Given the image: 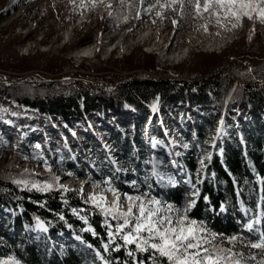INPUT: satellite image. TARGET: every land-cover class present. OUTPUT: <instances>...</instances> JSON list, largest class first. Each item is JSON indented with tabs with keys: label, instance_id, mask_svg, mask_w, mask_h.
<instances>
[{
	"label": "trees",
	"instance_id": "16d2710c",
	"mask_svg": "<svg viewBox=\"0 0 264 264\" xmlns=\"http://www.w3.org/2000/svg\"><path fill=\"white\" fill-rule=\"evenodd\" d=\"M125 59L131 69L144 67L157 74L142 69L132 70L129 76L114 77V85L106 91L82 89L72 78L43 79L40 82L0 80V95L34 113L44 112L48 117L63 122L67 129H73L70 117L85 121L98 115L108 119L119 113L134 111L138 114L137 119L121 125L132 128L134 142L127 140L131 136L127 129H119L117 133L125 135L127 141L124 140L121 145L128 146L126 150L135 142L141 144L147 118L150 117V123L159 115L182 107L181 113L191 117V130L196 137L188 152L180 155L175 170L177 177L179 170L185 173L189 183L197 190L195 205L188 215L202 221L211 232L224 237L242 235L245 241L259 242L258 235L264 233L263 216L258 213L260 222L255 225V231L248 230L246 222L254 214L255 202L264 204V63L253 61L251 71L238 63L233 68L238 80L218 69L186 79L173 76L174 72H178L175 68L165 66L156 70L153 57L148 54L140 65L132 63L127 56ZM20 65H24L23 61L13 64ZM46 67L51 70L56 68L51 63ZM39 126L43 131L42 125ZM218 128L221 134L217 137ZM191 130L188 127L187 134ZM208 131L215 133L213 150L210 159L206 158L198 171L194 154L195 151H202V135ZM159 147L163 148V143ZM18 149L23 153H18L19 156L32 159V148L25 142L18 145ZM83 160L88 166L92 163L89 157ZM52 169L54 171L55 168ZM74 172L84 174L78 168ZM48 174L0 171V262L99 264L100 260L96 261L93 257L97 253L107 264H133L134 259H143L145 264H150V253H136L135 258L128 255L127 250L135 248V245L113 251V244L105 251L108 235L105 227L99 224L103 215L91 204L84 203L78 194L79 189L68 188L71 191L60 192V188L53 187L48 192H41L15 182L35 178L52 180ZM93 176L100 178L95 172ZM138 179L141 183L139 176ZM118 181L116 185L120 188L132 189L128 183ZM148 182L156 195L168 199L177 207L182 204L185 185L180 180L174 185H161L149 176ZM88 224H91L92 230L88 229ZM64 233H71L74 237L66 240L64 249L49 243V239L55 240ZM117 242L122 244V241ZM223 246L232 247L227 240L223 241ZM234 251L244 255L246 264H264V251L260 249L238 245Z\"/></svg>",
	"mask_w": 264,
	"mask_h": 264
},
{
	"label": "rangeland",
	"instance_id": "374dc122",
	"mask_svg": "<svg viewBox=\"0 0 264 264\" xmlns=\"http://www.w3.org/2000/svg\"><path fill=\"white\" fill-rule=\"evenodd\" d=\"M74 1L76 3H74ZM153 1L155 0L148 2L151 3ZM88 4L87 0H0V69L2 70L0 72L3 73L0 75L10 79L9 81L27 79L32 82H40L43 79L53 81L56 78H72V80L78 78L83 80V82H79L80 84L87 83L90 84L92 88L93 86L98 88L103 83L102 81L105 80L112 81L111 86L114 85L113 83L116 81L114 77L118 75L122 77L129 76L132 70L142 69L150 72L144 67L129 68L127 66V59H125L126 56L129 57L128 60L132 61V63L138 62L140 65L145 55H151L156 70H160L165 66H167V68H175L178 72H174L173 76L186 79L193 78V75L207 73L208 71L212 72L214 71L213 69H218L231 77L233 76L235 80H238L233 73V68L238 63L246 67L249 71L252 70L251 66L253 61L264 63V24L259 22V17L256 16L255 13L253 14L255 17L253 20L243 17L237 21L235 17L231 15L225 18L223 12H219L217 15H210L201 10V13L196 15L195 9L193 8L182 15L180 9L181 19L178 20V11L176 9L173 10L174 18L178 21L174 20L177 21L176 25L179 27L175 34H179L182 40H185L188 36L192 38V34L199 31L196 26L198 19L202 20V24L208 22L209 29L212 30L211 28H213V25H211V19L213 21L218 18H221L220 20L225 23L228 21L227 19L234 18L231 25L230 23H226L225 26L228 31L229 29L236 30L237 38L220 51L201 49L199 51H193L192 55L180 61L156 67L154 62L155 55L151 52L143 51L135 40L137 35L134 37V35H132L133 30H129L134 27L133 22H135V19L132 18L140 9L139 6L142 5L141 0H124L123 6H121L120 0H116L113 7L101 14L97 12V10H102L99 4L91 3L90 6H88ZM171 7L172 6L169 8ZM76 8L80 9L79 13L75 12ZM89 9L94 10V12L87 15V19H84L83 22H78L77 15H85ZM110 12L112 15H109ZM154 15L156 16L155 19H159L157 14ZM233 24H236V27H233ZM122 26L127 28L126 31L128 30L131 36L121 38L123 35L121 32L117 37L121 38V44L123 39L127 40L126 43L131 44L130 46L127 45V49L120 50L121 56H119L116 51H114L115 53L110 52L107 56L105 48L100 46L101 48L94 57H85L82 58L81 61L79 60V62L77 59L80 58L75 59L73 57L75 52L86 42L88 44L89 41L99 39L103 30L112 29L114 27L118 29V27ZM240 26H242V29H239ZM169 30L170 28L167 30L163 29L161 32L162 35H166V32L168 33ZM119 31H122V29L118 30V32ZM161 33H156V36ZM112 37L119 39L115 35ZM26 50H28V53H25ZM21 61H23L24 65L18 67L13 66V64ZM50 63L56 68L53 70L47 68L46 66ZM66 68L68 70H66ZM72 72L75 75H73ZM150 73L157 74V72ZM258 80L262 81L263 78H258ZM14 104L7 98L4 101H0V171L14 173L32 171L37 173L35 171L39 167L36 165L37 161H41L39 163L43 166H45L46 161L47 165L51 167V174H48V176L51 175L49 177H51L52 180L47 178H35V180L27 179L25 181L29 183L27 186L24 184L25 187H32V183H50L53 184L55 188H60L61 184L69 186L68 182L70 181L65 180L69 178L66 177L68 175L66 172L70 173L78 168L79 171L85 173V175L82 176L83 181L88 182L91 181V175L94 172L98 174L102 170L103 173L106 172L105 174L108 175L113 184L118 183V180H120V182L132 183L134 179H131V177L135 176V178H138L139 176L142 179V183L144 182L145 184V186L143 184L144 191H148L149 182L147 178L152 176V164L146 163V161H151L156 154L155 152H158L160 156L163 155V159L158 157V160L163 163V165L160 164L159 169L162 166H170V172H172V168L175 167V169H177V163L180 161V156H176L175 153L180 152L182 155L188 152L191 144H194L196 139L195 134L191 130V117L189 114L185 115L181 113L183 110L182 107H179L177 111H172L162 116L159 115L157 119H152L150 123L148 121L150 117L147 118L143 127L141 144L137 145L135 142V144L133 143L134 145L127 150L126 148L128 146L125 148L121 143L124 140L134 142V137L132 136L133 132L131 127L128 128L126 126V128L121 125L127 122L132 123L137 119L138 114L134 111H126L124 113H119L117 116H111L108 119L93 115L88 117L92 119L93 126L89 125L88 127H90V129L98 126L106 128L105 130L102 129L101 132H105L107 135L97 136L99 137L97 140L99 139L105 148L98 145V148H95L96 150L94 152V149L84 146V144L88 142V139L86 140L87 136L81 129H78L79 131L74 130V132H69L62 128L63 125L60 122V125H57L56 121V123L54 122L55 124H53L51 120L42 119L41 121L48 126L46 136L35 131L37 124H35L34 120L30 121L27 119L28 123L26 127L24 124L23 126L22 124L20 125L19 118L15 116V110L12 109V107H16ZM16 121L19 124L17 126L15 124ZM79 124L78 122L76 125L80 126L83 130L85 126ZM56 126L61 128L63 132L58 140L53 136V132L59 135V129L56 130ZM188 127L191 131L187 134L186 130ZM119 129H127L128 133L131 135L129 139L126 140L124 134L118 135ZM19 132H24L25 137H43L37 144L36 142H31L35 147L32 155L33 159H29V167L26 168H24V162H19L18 159L13 158V156L22 158V156L18 154L22 153L21 150H17V136H19ZM96 132L101 133L99 130ZM149 132L150 136L154 137V140L163 143V148H153L152 144L149 146ZM151 132H153V134H151ZM214 137L215 133L213 131L205 132L202 135V151H195L194 154L196 169L198 171L202 168L201 161L205 163V159L210 157L211 151L213 150L212 140ZM113 139L117 141L114 143ZM104 140L106 142H104ZM184 144H187L188 148H184ZM81 150L84 151L91 160V167L86 166L87 162L81 160L83 159L80 157ZM43 151L47 152V157L43 154L40 156V153ZM76 151H78V153ZM40 157H42V160H40ZM113 160L116 163H113ZM65 161L68 162V164H65ZM173 161H175V164ZM31 163H34V168ZM60 163L67 165L65 166L66 169H64V172H59L57 168L53 171L52 168L54 165ZM118 167L121 171H119L116 176L115 172H117ZM42 170L44 172L47 171L45 167ZM53 176L59 177L58 183L53 181ZM105 178L104 175H101V181ZM172 178L175 182L180 180L185 185L182 204L177 207L183 209L187 207L190 201L194 200L197 190L194 185L189 183L187 175L181 170H179L178 177L175 175V177L173 176ZM160 184L166 185V183L162 182H160ZM85 191H87L86 188ZM85 193L88 194L89 192ZM105 194L108 196L109 200V193ZM151 194L164 201L161 199L162 196L156 195L152 191ZM258 205L259 203L255 202L254 215L262 211ZM243 212L245 213L246 210H243ZM90 227L91 226L88 224V229L92 230V227ZM67 239H69L67 235L62 234L55 240L49 239V243H55L58 248L62 250L67 245ZM128 252L129 250H127V253ZM100 264H106V262H101Z\"/></svg>",
	"mask_w": 264,
	"mask_h": 264
},
{
	"label": "snow or ice",
	"instance_id": "6c2138e0",
	"mask_svg": "<svg viewBox=\"0 0 264 264\" xmlns=\"http://www.w3.org/2000/svg\"><path fill=\"white\" fill-rule=\"evenodd\" d=\"M123 3L124 0H120L121 6ZM145 3H147V7L144 8L146 12L156 6L148 0H141L142 5ZM176 4H179L182 15L194 8L197 15L201 13V10L210 15L223 12L225 18L231 15L239 21L243 17L253 20L255 13L259 17V22L264 24V0H171V4H161L160 6L167 8ZM108 7L111 8V5L109 4ZM109 15L112 13L110 12ZM157 15L161 14L158 12ZM137 18H139V14H137ZM217 22L219 23V18ZM176 23L177 21L173 20V25ZM232 26L236 27V24ZM153 110H155V105ZM220 134L221 129L218 128L217 137ZM161 143V141L153 140L152 146L155 148ZM183 147L188 148V145L184 144ZM175 155L180 156L181 153L176 152ZM112 162L116 163L114 160ZM146 163L152 164L151 175L157 177L160 182H165V176L159 172L161 161L153 158ZM173 163L175 164V161ZM203 163L201 161L202 167ZM45 168L47 171H51V167L47 165L46 161ZM119 171L121 169L118 167L117 172ZM69 175L73 174L69 173ZM53 181L58 183L59 177L53 176ZM15 182L26 186L29 183L25 180ZM85 183L88 181H82V185ZM167 183L174 184L175 181L168 177ZM101 184L107 187L101 188ZM132 184L136 188L137 194L120 192L110 179L94 182L93 188L97 191L93 193L86 194L83 187L79 190L78 194L84 197V203L91 204L105 217L104 224L108 235V243L104 245L105 251H108L109 246L113 244L115 245L111 249L113 251H118L121 247L135 245V248H129L128 255L134 257L136 253H150L148 257L150 264H246L244 255L234 251L238 245L264 251V233H261L259 242L245 241L242 235L224 237L223 234L211 232L202 221L192 219L188 215L195 205V200L190 201L183 209L177 208L152 195L151 184L148 185L149 190L144 192L139 191V186L135 184V181ZM31 186L41 192H48L53 188V184L50 183H32ZM60 189L64 192L71 191L62 184ZM105 193H111L113 199L110 203ZM258 207L262 208L260 215L264 216V204H260ZM109 218L115 223L109 222ZM259 222V220L256 221V223ZM40 227L43 229V225ZM246 228L250 231L256 230L253 223H248ZM224 240H227V243L232 247L223 246ZM117 241H122V244ZM0 264H8V261L0 262ZM133 264H145V261L134 259Z\"/></svg>",
	"mask_w": 264,
	"mask_h": 264
},
{
	"label": "built area",
	"instance_id": "2783aa9c",
	"mask_svg": "<svg viewBox=\"0 0 264 264\" xmlns=\"http://www.w3.org/2000/svg\"><path fill=\"white\" fill-rule=\"evenodd\" d=\"M28 1V0H27ZM87 2L89 3L88 6H90V4L92 3H97L99 4L100 6V9H102L101 11H98V14L100 13H103V12H106L110 9V7H108V5L110 4L111 7L114 6L116 0H87ZM74 3H76L74 1ZM152 4H155L156 6L152 8L151 11H144V8L147 7V4L145 5H141L139 6V10L136 12V14L134 15V17L132 19H135V22L134 23V27L129 29V30H133L132 32V35H137L138 34V31L142 28L144 30H148V31H153L155 34L153 35L154 38L153 39H150V35L149 34H145L144 35H141V36H137L135 38L136 42L141 46V49L145 52H151L155 55V64H156V67H161L163 66L164 64H170V63H173V62H177V61H180L184 58H187L188 56L192 55V52L193 51H199V50H213V51H220L222 48L228 46L229 43H232L236 38H237V33H236V30H226V26L225 24L226 23H230V25L232 24V21H234L233 19H227L228 21L225 23L223 22L222 20L219 19V23L217 22V19L213 20L211 19V25H213V28H211L212 30L209 29V26H208V22H205V24H202V20L201 19H198V22L196 24V26L198 27L199 31L196 32L195 34H192V38H190L188 36V38H186L185 40L181 39L179 37V34H175V32L178 30V26L177 25H173V20L175 19L174 18V15H173V10H177L178 11V20L181 19V16H180V6L179 4H176L174 6H172L171 8L167 7V8H164V7H161L160 5L161 4H171V0H159V3H157V0L151 2ZM82 7V6H81ZM142 7V8H141ZM75 12L76 13H79L80 12V9H75ZM94 10H91L89 9L85 15H77L78 17V22H83L84 19H87V15H90V13H93ZM160 13L161 15H159V19H155V15L154 14H157V13ZM84 13V12H82ZM137 14H139V18H137ZM197 15V14H196ZM175 19V20H177ZM177 20V21H178ZM129 23V22H128ZM127 23V24H128ZM202 24V25H201ZM120 25V24H119ZM117 25V26H119ZM229 25V24H228ZM125 26V25H124ZM124 26L122 27H114L112 29H106V30H103L101 36L99 39H94L93 41H89L88 43L89 44V50H86V51H83L81 50V48L83 46H87V42L82 45L79 50L77 52H75V54L73 55V57L75 59L77 58H80V59H77L78 62L79 60L81 61L82 58H88V57H94L96 53H98L99 49L101 48L100 46H103L105 48V51L107 52V56L109 55L110 52H113L115 53L114 51L117 52V54L119 56H121V51L120 50H124L125 48L127 49V45L130 46L131 43H126V39H123L122 41V44L120 43L121 42V38H125V36L127 37H130V33L128 32V30L126 31L127 28H124ZM242 26L239 27V29H242L241 28ZM168 28H170L169 32L167 33L166 31V35H162V31L163 29L164 30H167ZM122 29V31H119ZM228 29V28H227ZM204 31V35L201 34L202 32ZM218 32L216 35L219 36V34H221V37L219 38L218 36H216L217 38L214 39L216 42L212 45L209 44V42H212V41H209V42H206V38L208 36V38L211 37V35H209L208 33L210 32ZM123 33L122 37L119 38L117 37V35H119L120 33ZM156 33H161L158 37L156 36ZM226 34V35H225ZM116 36L117 38L119 39H116V38H113L112 36ZM103 36H107V37H103ZM144 36V37H143ZM212 36H214L212 34ZM247 36V35H246ZM106 42H110V44L106 45L105 43ZM125 42V43H124ZM150 42V43H149ZM25 53H28V50H26ZM78 64V63H77ZM69 66V65H68ZM66 70H68L66 68ZM0 71H2L0 69ZM0 74H3L0 72ZM82 75V74H80ZM0 80L2 81H9L10 79L8 78H5L3 77L2 75H0ZM76 82V84L82 88V89H88L89 91H106L108 90V88L111 86L112 84V81L110 80H105V81H102L103 83L98 87H94L93 88L90 86V84H87V83H84V84H80L79 82H83L82 79H78V78H75L74 80ZM85 82V81H84ZM87 84V85H86ZM114 84V83H113ZM6 99L5 96L3 95H0V101H4ZM14 104V103H13ZM16 107H12L13 110H15V116L17 118H19V122H20V125L24 124V126L26 127L27 126V119L30 120V121H35V124H37L35 127V131H38V133L42 134V135H46L47 136V132H48V126H46L41 120L42 119H46V120H51L53 121V124H56L57 125H60L58 120H56L55 118H50L48 117L47 115L44 114V112H41V113H34L32 112L30 109L28 108H25V107H22V106H18L16 104H14ZM56 121V122H55ZM55 122V123H54ZM69 122L70 124L73 125V129H67L66 128V125L63 123V122H60L63 126L62 128L65 129L66 131H69V132H74V130H78V129H81V131H84L87 138L86 140L88 139V142L84 144V146H88L90 149H94V152L95 150L98 148V145L104 147L102 145V142L97 138V136H107L106 133L104 132H101L102 128L101 127H96V128H93V129H90V127H88L89 125H92L93 126V121L91 118H86L85 121L82 120V119H78L76 117H70L69 118ZM80 123L82 124V126H85V128L82 130V128L80 126H77L76 124L77 123ZM16 126L19 125L17 123V121L15 122ZM14 124V125H15ZM39 124L42 125L43 127V131L41 129L40 131V126ZM79 124V125H80ZM56 130H58V134L57 135L55 132H53V136H55L57 138V140L60 138V135L62 136V129L59 128L58 126H56ZM91 130L92 132L89 133L88 130ZM99 130V132L101 133H97L96 131ZM19 131V129H18ZM24 131V130H22ZM79 131V130H78ZM101 134V135H99ZM24 136V132H19V136L18 137V145H20L21 143L25 142L26 145H28L29 147L32 148V151L34 150V146L32 145L31 142H39L42 140L43 137H39V138H35V137H25L23 138ZM59 136V137H58ZM85 136V137H86ZM106 139V138H105ZM85 140V141H86ZM98 143H97V142ZM104 142H106L104 140ZM31 144V145H30ZM96 148V149H95ZM105 148V147H104ZM78 153V151H76ZM41 154H43L44 156L47 157V152L46 151H43L40 153V156ZM85 152L84 151H80V157L84 159V157H88V155H84ZM13 158H16L18 159L19 162H24L25 166L24 168L26 167H29V158L26 157V156H22L21 157H17V156H13ZM33 159V158H32ZM31 159V160H32ZM81 159V160H83ZM40 160H42V157H40ZM80 160V161H81ZM85 161V160H84ZM41 161H37L36 162V165L39 166L35 171L37 173H40V174H48L50 173L51 171H46L44 172L42 169H44L45 166H43L41 163H39ZM39 163V164H38ZM65 164H68V162H64ZM33 168H34V163H31ZM41 164V165H40ZM87 164V163H86ZM56 165H59L58 167ZM54 165V168H57V170L59 172H64V169L65 166L67 165H63V163H60V164H56ZM88 166V165H86ZM92 165H90L89 167H91ZM94 171H95V167H94ZM103 171V170H102ZM102 171H100L98 174L100 175V178H96L95 176H93V174L91 175V181L88 182V183H85L82 185V181H83V178L82 176L85 175V173L82 175V174H76L74 171L73 172H70L72 173L73 175H69V173L66 172V174H68L66 177H69L71 179L69 183V186H66L67 188H77V189H81V187H83L84 189V192H91L93 193L94 191H97L96 189L93 188V183L94 182H101V175H104L106 178L105 179H109L108 175H106L105 173H103ZM116 176L118 174V172H115ZM141 178V177H140ZM104 179V180H105ZM131 179H134L135 181V184L137 186H139V191L140 192H144V188L141 187V183H140V180L135 176L134 177H131ZM148 179V178H147ZM103 181V180H102ZM142 181V179H141ZM128 183V182H127ZM132 189L131 190H128V189H125V188H120L118 185L116 184H113L116 188L119 189L120 192L124 193V192H127V193H130V194H133V193H136V188L133 186L132 183H128ZM104 187H107L106 185H103L101 184V188H104ZM28 188H31V187H28ZM85 188L87 189V191H85ZM60 192H63L62 189H60ZM87 194V193H86ZM110 195V198H109V202L112 201L113 197L111 195V193H109ZM81 199H83V197L80 195ZM164 200V202L166 203H171L168 199L166 198H161ZM84 201V199H83ZM172 204V203H171ZM177 207V206H175ZM74 211H76L75 207L72 206L71 207ZM194 219V218H193ZM253 220H257V217H251L248 221L249 222H252ZM104 221H105V217L102 216L100 219H99V223L105 227V224H104ZM109 222L112 223V221L110 220L109 218ZM91 226V224H89ZM67 227H70L68 224H67ZM92 227V226H91ZM90 227V228H91ZM106 231H107V228L105 227ZM65 235H67V238L71 239L73 236L71 233H64ZM74 239V237L72 238ZM95 258V260H100V263H104L106 261H102L99 257V255L97 253L94 254L93 256ZM132 258H135V256ZM99 263V264H100ZM125 264H128L126 262H124ZM107 264V262H106Z\"/></svg>",
	"mask_w": 264,
	"mask_h": 264
},
{
	"label": "bare ground",
	"instance_id": "6f19581e",
	"mask_svg": "<svg viewBox=\"0 0 264 264\" xmlns=\"http://www.w3.org/2000/svg\"><path fill=\"white\" fill-rule=\"evenodd\" d=\"M218 32H210V33H208L209 35H211V37L210 38H208V36H207V38H206V42H209V41H212V42H209V44L210 45H212V44H214L216 41L214 40V39H216L217 37L216 36H218V35H216ZM145 34H149L150 35V39H153L154 38V32L153 31H148L147 29L146 30H144V29H140L139 31H138V34H137V36H141V35H144L145 36ZM201 34H205L204 33V31L201 33ZM212 34L214 35V36H212ZM143 36V37H144ZM159 36V35H158ZM157 36V37H158ZM105 37H107V36H105ZM219 38L221 37V34H219V36H218ZM127 41V40H126ZM150 43V42H149ZM89 44L90 43H88V44H86L87 46H83L82 48H81V50H83V51H86V50H89ZM106 45H108V44H110V42H106L105 43ZM66 181H71L69 178H67V179H65Z\"/></svg>",
	"mask_w": 264,
	"mask_h": 264
}]
</instances>
